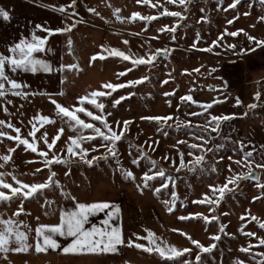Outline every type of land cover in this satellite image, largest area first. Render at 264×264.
Returning a JSON list of instances; mask_svg holds the SVG:
<instances>
[{
  "label": "rangeland",
  "instance_id": "1",
  "mask_svg": "<svg viewBox=\"0 0 264 264\" xmlns=\"http://www.w3.org/2000/svg\"><path fill=\"white\" fill-rule=\"evenodd\" d=\"M70 2L71 0H0V8L9 11L10 16L23 14L24 17H31V19H27L28 27H32L33 32L37 35L45 36L47 33L35 28V25H41V21L36 20V17L40 18L46 14L52 15V28L63 27L66 23L71 22L69 17L73 9L67 8ZM154 2L155 0H153ZM109 3L113 7H120L121 15L124 17L129 16L132 11H140L145 15L156 14L157 11L150 6L136 5L135 0H77L75 8L77 15L74 18L79 22L70 33L74 42L75 56L68 54L67 51L69 34L56 33L52 35V63L55 67L59 63L78 62L81 71L63 74L53 71L52 93L62 89L64 95L62 97L57 95L54 98L66 106L71 105L77 95L95 90L103 82L115 81L116 73L124 67L130 66L126 62L111 57L104 60L97 58L96 61L90 63L91 56L100 51L102 44L119 47L125 51L130 49L132 53L137 55L144 54L148 50L147 43L151 44L153 51L157 48L169 49L170 54L166 57L159 56L155 62V67L139 66L138 69H133L130 75L122 78L135 79L142 75H149V81L113 93V97L127 95L129 92L134 93V95L122 101L115 109L111 107L110 100L105 99L104 101L108 105V111L113 112L111 119L133 121L125 138L118 143V152L123 166L131 168L138 179L136 181L125 180L115 167L114 161L111 160H98L92 166L74 163L71 165L68 176L64 175L68 171L67 166H56L53 170L57 173V178L67 195L61 194L58 188L46 190L43 195L25 201V212L30 213V215H21L20 219L34 228L38 223H51L56 207L60 202L116 200L121 204L122 230L125 241L130 237L135 240L136 238L132 236L133 233L140 236L146 235L144 229H149L162 240L171 244L190 246L186 237L171 231L172 228H179L208 245L213 243L209 237L214 233H219V225L223 223L226 225L225 232L220 234L219 241L214 242L216 247L212 248L210 252L202 254L203 264H234L237 258L245 260L246 264H252V258L241 253L239 248L241 245L246 246L249 241L255 245L256 238L243 235L239 229L243 224L244 231H254L257 236L264 237V230L259 229L256 222L248 220L247 223H244L240 220L241 215L248 212L264 219V198L257 201L252 200L253 196L260 195L259 189L254 186L256 183L254 180L242 181L238 188L228 194L221 201L215 213L220 219L209 225H206L202 220L197 221L195 219L182 222L177 217L195 212L210 214L206 206H198L191 202L208 191L209 184L223 183L225 177L229 175V164L236 172L248 171L246 167L232 163L228 159L229 156H233L234 159L240 158L242 153L239 152L237 141L244 143V151L255 149V161L258 162L264 157V148H262L264 146V46L256 47L241 32L236 37L225 36L224 46L215 47L212 52L204 50L225 29L228 31L243 29L257 39H264V21L259 19V17L264 16V6L257 0H241L235 9H229L225 12L222 8H226L231 0H187V9L178 4L167 5L171 11H180L183 19L160 17L156 21L149 22L147 30L142 31L145 28L143 22L117 21L112 15V9L108 7ZM60 5L66 7L68 15L58 10ZM88 7H95L108 22L105 23L100 17L88 13L86 11ZM246 12L249 15H244ZM202 16L206 19L201 20ZM233 17L238 18L233 20V24L228 25L226 21ZM177 20L179 22L175 32V40L171 39L169 33L157 32L159 27L171 26ZM134 33H140L139 38L133 35ZM197 33H199V39ZM154 35H158L159 39H152ZM124 39L129 40L128 46L122 43ZM146 41L147 43H145ZM193 43H196L197 46L192 47ZM228 43L237 45L235 54L232 50L227 49ZM141 44L145 46L141 48ZM241 48L246 50L241 53ZM248 48L255 50L247 51ZM213 68H215V72L212 71ZM185 69L188 72H184ZM194 69H199V72L193 71ZM62 75L67 77L63 84L60 83ZM166 79L168 83L162 84L161 81ZM258 91L262 93L259 102L254 97ZM165 92L170 93V95L164 96L163 93ZM185 94H191L196 101L203 103H211L212 100L216 99L217 103L209 110L213 115L235 114V116L233 119L222 123L220 136L212 133L215 137L213 143L222 144L223 147L218 152L206 155L208 163L202 170L189 172L183 169L177 173L169 162H161V158L164 155L173 156L178 164L179 159L171 146L177 140L188 139L192 141L193 138L188 136L185 130L177 131L174 127L158 132V125L155 122L144 121L140 117L170 114L180 121L192 120L194 125L203 123L206 116L190 117L187 115L191 111H200V107L199 104H192L189 107L182 103L179 97ZM237 97L241 99V105H235ZM250 103H257L258 107L249 110L247 105ZM30 104L26 101L24 108L15 112L17 119L26 120L25 130L29 127L27 125V121L31 118L29 116H33L36 112H42L56 121L55 127L45 125L48 133L54 134L56 129L61 126V121L55 114L54 105L50 103L48 98L43 97L40 100L39 108L36 106L28 107ZM177 105L180 106L177 107ZM2 106L3 103L0 108ZM11 109L9 108L10 113H12ZM245 112L247 115H244ZM12 115L14 114L12 113ZM1 118H6V114L2 110H0ZM81 118H85L83 114H81ZM169 124L174 125V121H169ZM165 130L169 132L168 136L163 134ZM67 134L71 133L66 131ZM146 141L149 144L152 141H158V145H153L156 150L152 151V149L147 148ZM58 143L62 144L63 141H58ZM136 145H144L149 155L176 179L175 190L179 196L178 205L183 203L185 207H178L175 216L167 213L162 205V200L170 198V191H163L160 197H156L152 191L145 189L141 192L136 187L137 183L140 182L141 171L146 170L145 166L147 165V161L143 159L139 165H131V159L138 155ZM6 146V144L0 145V152H3ZM233 149H236L238 154H234ZM129 151L132 152L131 156ZM56 152L60 153L59 147ZM29 154L31 153H23L19 157L15 156L14 161L0 171L13 169L11 172H15L21 179L26 182H33L31 173L37 167H41V164L26 163L37 159L36 156L33 157ZM93 154L98 153H90L89 156ZM219 156H223L224 159L217 163ZM189 159L192 157H188L185 150L186 162ZM18 161H21L22 168L17 166ZM209 164L216 165L219 171L212 172ZM256 172L264 180V172L259 169ZM46 175V170H42L35 177V181H42ZM45 198L53 202L48 207L44 204ZM17 207H19V201H13L11 204L0 203V215L6 218ZM225 212L228 215H223ZM137 242L147 243L143 240ZM195 251L191 256H185V259H194ZM252 251L253 253L264 252V247H254ZM0 264H162V262L158 255L136 249L134 246L129 247L125 242L122 245L121 254L115 256L99 254L59 258L46 254H35L34 251H31L19 254L10 253L7 260H4L0 254Z\"/></svg>",
  "mask_w": 264,
  "mask_h": 264
},
{
  "label": "snow or ice",
  "instance_id": "2",
  "mask_svg": "<svg viewBox=\"0 0 264 264\" xmlns=\"http://www.w3.org/2000/svg\"><path fill=\"white\" fill-rule=\"evenodd\" d=\"M241 0H231V3L227 4L226 8H222L227 12L229 9H235ZM136 5L150 6L152 9H156V14H142L140 11H132L129 16L124 17L121 15L120 7H113L110 3L108 7L112 9V15L117 21L135 23L143 22L145 28L142 31H146L149 22L158 20L160 17H172L183 19V15L180 11H171L168 4L179 5L187 9V0H135ZM264 4V0H261ZM77 0H71L67 8L73 9L70 23H66L63 27L48 28L43 25H35L36 29H40L42 32L47 33L45 36L37 35L35 32L31 34V39L22 37L18 42H14L9 45L7 52L9 54L0 53V101L3 102L2 112L6 114V118L0 119V145H4L5 141L8 142L5 150L0 152V169H5L9 163L14 161V153L21 147L25 153L36 154L37 159L27 161L26 163H40L41 167H37L32 171L33 182H26L21 179L15 172L0 171V203L11 204L13 201H19V207L15 211H12L6 218L0 215V254L4 260L8 259L10 253H29L34 251L35 254H48L50 250L59 249L64 255L72 256H88L99 255L104 253H114L117 251L118 245H124L125 242L129 247L134 246L136 249H142L143 251L156 254L160 258L162 264H203L202 254L208 253L212 248L216 247L215 241H219L220 234H223L226 229V225L220 223L219 233L212 234L209 239L213 243L205 245L200 240L193 238L187 232L182 231L179 228H172L171 231L180 233L186 237L190 246H177L171 244L165 240H162L155 232L149 229H144L146 235L140 236L137 233H133L136 239L131 237L125 241L123 230L120 226H111V222L115 216L120 212L118 205L109 201H93L91 203L77 202L75 208L71 211L61 209L59 213V222L56 223H38L34 228L27 224L24 220L20 219L21 215H30L25 212L24 203L29 199H35L38 196L43 195L46 190L58 188L61 194L67 195L64 192V187L60 180L57 178V173L53 170L56 166H67L68 171L64 173L68 176L71 171V165L74 163H83L88 166H92L98 160L102 161H114L115 167L119 170L120 174L125 180L136 181L138 178L131 168L123 166L119 159L118 143L125 138L128 133L132 120L129 119H111L113 112L108 111V105L104 102L105 99L111 101V107L115 109L122 101L134 95V93H127V95H120L113 97V93L117 90L127 89L132 86L142 85L144 82L149 81V75H142L135 79H122L130 75L133 69H138L139 66H148L149 68L155 67V62L158 57L168 56L170 50L167 48H157L154 51L151 49V44L147 43L148 50L144 54L132 53L122 50L119 47L100 45V51L94 53L90 58V63L96 61L97 58L104 60L107 57L116 58L123 62L130 64V66L124 67L122 70L116 73L115 81L103 82L99 88L85 92L82 95H77L71 105H65L55 99V96H63L64 92L61 89L55 93H42L46 95L52 105L55 108V114L61 121V126L56 129L55 133L50 135L45 129V125H51L55 127L56 121L49 115L42 112H36L28 121L29 126L27 130L17 124L10 118L11 114L7 105L14 103L13 99H8V96L28 98L29 93L26 90V86L18 79V73H36L42 71L44 73H57L66 72H79L81 71L78 62L59 63L55 67L53 63L46 59L41 58L39 53L51 52L52 49L47 47L48 39L53 34L68 33L67 39V51L68 54L75 56L74 42L70 33L76 27L77 21L74 17L77 15L75 12ZM160 9H163L162 11ZM60 12L67 14V9L64 5H60ZM88 13L100 17L105 23L108 20L101 15L95 7H88L86 9ZM203 11V9H201ZM249 15V13H244ZM0 17L4 20H9L10 14L7 10L0 8ZM238 17L228 19L226 23L228 25L233 24V20ZM205 17H201V20H205ZM260 21H264V16L259 17ZM178 20L173 25H164L157 29L158 33H169L171 39L175 40V32L177 31ZM241 32L247 37L248 41L253 42L256 47L264 46V39H257L256 37L249 35L243 29L236 31H228L225 29L217 39L212 40L211 45L207 46L206 51L212 52L215 47L224 46L225 36L236 37ZM139 38L140 33H134ZM199 39V33H197ZM152 39H159L158 35H154ZM122 43L125 46L129 45V40L124 39ZM145 45L141 44V48ZM196 43H193L192 47H196ZM228 50H232L235 54L237 48L236 44L228 43L226 45ZM246 49L241 48L240 52L243 53ZM254 48H248L247 51H254ZM193 71L199 72V69ZM215 72V68L212 69ZM184 72H188L187 69ZM67 79L66 76L61 77L60 83L63 84ZM162 84H167L168 80L161 81ZM226 86V85H224ZM191 91V90H190ZM31 95H36L32 93ZM164 96H169L170 93H163ZM261 92L254 94L256 101H261ZM180 101L189 107L192 104H199L200 111H191L187 113L190 117L206 116V120L203 123L193 124L192 120L180 121L178 118L167 115H147L141 116L140 119L144 121L155 122L158 127L157 131L162 129L175 128L177 131L185 130L188 136L193 138L192 141L188 139L177 140L172 145V150L175 153L177 160L170 155H164L161 158V162L167 161L176 172H180L186 169L189 172L203 169L206 161V155L209 153L218 152L223 145L214 144L213 140L216 136L221 135L222 123L234 118L235 114L225 115H213L210 113V109L217 103V100H212L211 103H203L196 101L191 94L181 95ZM170 103V101H169ZM242 101L239 97L235 99V105H241ZM180 105H177L179 107ZM22 107V106H21ZM258 107L257 103H250L247 105L249 110ZM81 114L85 118H81ZM22 115V113H21ZM247 115V112L244 113ZM169 121H174L173 124H169ZM23 126L25 122L20 121ZM66 131L71 134L66 135ZM199 133V134H197ZM165 136L169 135L168 131H164ZM66 135V139L64 138ZM227 139V138H226ZM58 141H63L59 144ZM158 141H152L149 144L147 141L145 144L147 148L155 151L153 145H158ZM239 144V152L242 153L239 159H234L233 156H229V161L239 166L246 167L247 172H236L231 164L228 165L229 175L225 177L224 182L221 184H209L208 191L204 192L200 198L193 200L191 203L195 205H203L208 208L210 214H204L200 212L182 214L177 217L179 221H191L193 219L202 220L206 225L211 224L220 219L215 213L218 210L221 201L226 196L232 193L239 184L244 180H254L255 187L259 189L260 195L253 196L252 200L257 201L264 198V180L261 179V175L256 172L259 169L264 172V157L260 161H255L254 152L255 149L244 151L245 145L242 141H237ZM42 144V146H41ZM59 147L60 153L56 152ZM131 149V145L129 146ZM264 148V146H262ZM103 150V151H101ZM185 150L188 157L192 159L185 160ZM136 152L138 155L131 159V165L137 166L141 162V159L147 161L146 170L141 171L139 177V183L136 187L143 192L145 189L152 191L153 195L160 197L163 191H170V198L162 200V205L167 213L176 215V209L178 207H185L183 203L178 205L179 196L176 188V179L170 174L164 167L160 166L156 159H153L148 151L145 150L144 145H136ZM234 154H238L236 149H233ZM90 153H98L89 156ZM199 153V154H197ZM129 155L132 152L129 151ZM224 159L223 156H219L217 163ZM212 172H218L219 169L214 164H209ZM42 170H46L47 175L42 181H35V177L41 173ZM171 185V188H170ZM75 199V197H72ZM45 198V206L48 207L52 204ZM107 210V211H106ZM186 211V209H185ZM100 212H106V218L103 220L104 227H98L93 225L90 228H86L85 224L88 218ZM47 214V213H46ZM223 215H228L227 212ZM39 221V218L37 217ZM240 220L247 223L248 220L256 222L259 229L264 230V219L252 215L250 212L242 214ZM239 231L247 237H255L256 244L251 241L245 246L241 245L239 251L252 258V264H264V252L253 253L254 247H264V237L257 236L254 231H244L242 224ZM59 237H70V242L61 244ZM138 240L146 241L147 243L137 242ZM195 251L194 259H185V256H191ZM234 264H246V261L237 258Z\"/></svg>",
  "mask_w": 264,
  "mask_h": 264
},
{
  "label": "crops",
  "instance_id": "3",
  "mask_svg": "<svg viewBox=\"0 0 264 264\" xmlns=\"http://www.w3.org/2000/svg\"><path fill=\"white\" fill-rule=\"evenodd\" d=\"M10 17L11 18L9 20H4L2 17H0V53H4V54H9L7 52L8 46L13 44L14 42H18L22 37L31 39V34L33 33V30H34L32 27H28L29 22H27L28 21L27 19H31V17H29V18L24 17L23 14L20 16L19 15L18 16H12L11 15ZM38 19L41 21V25L46 26L48 28H52V15L46 14L40 18L36 17V20H38ZM47 47L52 49V36L49 37V39H48ZM38 55L41 58H46L52 62V51L47 52V53H39ZM18 79L26 86V90L28 91L29 96L27 99H25L23 97H12L11 95H9L8 99H13L14 103L11 105H8V106H9V108H12L11 112L14 114V115H12V113H10L11 114L10 118L13 119V121L17 124V126H21L22 128L25 129V126L24 125L22 126L20 124V121L22 118L17 119L15 112H17V110H19V109L20 110L23 109L26 101L31 103L30 105H28V107H30V106L35 107L36 106L39 108L41 98L42 97L48 98L46 95H43L42 93H45V92L52 93V73H44L42 71H39L36 73L20 72V73H18ZM32 93H36V95H31ZM2 103L3 102L0 101V105ZM29 117H32V116H29ZM24 122L26 124V120H24ZM5 144L7 146H10V145H8L7 141H5ZM23 153H25V151L21 147L20 149H18L14 153V157L15 156L19 157V156L23 155ZM29 155H31L33 157L36 156V154H32V153ZM17 166H19V167L21 166V168H22L23 165H22L21 161L20 162L18 161ZM12 170L13 169L8 170V171H12ZM93 201H109L113 204L118 205L120 208V212L117 216H115L113 218V220L111 222V226H120L122 228L121 204H120V202H118L116 200H110V199H108V200L103 199V200L60 202V203H58V205L56 207V210L54 212V218H53L51 223L59 222V213H60L61 209L66 210V211H71L75 208V205L77 202L91 203ZM105 218H106V212H100V213H97L95 215H92L88 218V220L85 224V227L90 228L93 225H96L98 227H104L103 220ZM70 240H71L70 237H59V241L61 242V244H64L66 242H70ZM121 251H122V245H118L116 252L104 253L101 255L115 256V255L121 254ZM46 255L51 256V257H59V258H65V257L72 256V255L62 254V252L59 249H57L55 251L50 250L49 253Z\"/></svg>",
  "mask_w": 264,
  "mask_h": 264
},
{
  "label": "water",
  "instance_id": "4",
  "mask_svg": "<svg viewBox=\"0 0 264 264\" xmlns=\"http://www.w3.org/2000/svg\"><path fill=\"white\" fill-rule=\"evenodd\" d=\"M257 2H259L261 5L264 6V4L261 3V0H257ZM161 56H163V55H161ZM248 180H251V179H248Z\"/></svg>",
  "mask_w": 264,
  "mask_h": 264
}]
</instances>
